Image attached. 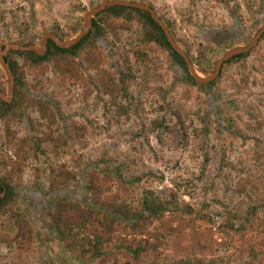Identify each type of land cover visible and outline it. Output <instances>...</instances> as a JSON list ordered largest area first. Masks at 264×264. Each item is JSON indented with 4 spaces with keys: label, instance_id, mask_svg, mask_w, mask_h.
<instances>
[{
    "label": "rangeland",
    "instance_id": "1",
    "mask_svg": "<svg viewBox=\"0 0 264 264\" xmlns=\"http://www.w3.org/2000/svg\"><path fill=\"white\" fill-rule=\"evenodd\" d=\"M102 1L0 0V43L71 39ZM119 1L150 7L201 78L264 24V0ZM118 15L70 60L5 53L24 97L1 106L0 264H264V37L199 89Z\"/></svg>",
    "mask_w": 264,
    "mask_h": 264
},
{
    "label": "trees",
    "instance_id": "2",
    "mask_svg": "<svg viewBox=\"0 0 264 264\" xmlns=\"http://www.w3.org/2000/svg\"><path fill=\"white\" fill-rule=\"evenodd\" d=\"M121 13H125L126 15L127 14L129 15V13H133V15L138 16V18L142 19L148 26H150V28L155 33L156 41L159 42V44L163 47V49H165V51L171 57L173 63H175L178 70L182 74L181 76L185 77L188 82H191V84L197 86L199 89H210L214 85L216 79L214 81L206 84V85H198L195 82H193L192 79L189 77L187 71H186V68H185L183 61L174 52H172L170 50L167 42L165 41L161 31L156 26V24L152 22V20L149 18V16L146 13L139 12L137 10H133V9H129V8L111 7L109 9H106V10L100 12L99 14L95 15L91 20V29L89 30V32L75 46H73L69 49H65V50L58 49L50 41H47L45 51H44V54L42 56H36L35 54H33L31 52H13V54L18 55L20 57L22 56L23 58L31 57L32 61H30V63L32 65H39L41 63L57 64L58 62L64 61L66 59L70 60V59L76 57L77 52L80 51L85 45L89 44L88 40L92 34L93 29L95 32L94 33L95 38L98 37V38L102 39L104 37V33H103L102 28L99 26V22L102 23L106 18L116 17V16H119L118 14H121ZM54 35L56 37H58L56 34H54ZM263 37H264V34L260 37V39H262ZM27 44L29 45L30 42H28ZM246 54H241V55L232 57L231 59H229L227 62H225L223 64L231 62L232 60L238 59L240 57H244ZM4 61L7 63L9 71H10V73L12 75V79H13V87H12V91H11L12 96L15 97L16 102L19 104L24 97V93L22 92L23 84H22V81L20 80V74L16 73L17 69H16V63L15 62L10 61V60L8 61L7 58H4ZM1 106H5L7 109H9V105L0 101V117L2 116ZM37 108H38V111L40 112L41 117L43 116L45 118L47 116L46 107H44L43 104H41V102H37ZM0 184H1L0 185V192L3 193L2 197L0 198V206H1L2 205L1 202H5L11 195H15V194H14V191L11 190L10 187H8L7 183L3 179H0ZM59 190L60 189H58L57 186H54L50 190H48V192L50 193V196H53ZM59 204H60V200L56 199L55 203H52L51 205H49V207L52 205L58 206ZM143 204H144L143 210L146 211V213H149V215L150 214L151 215H158L161 211V209L158 207H152L149 205L145 206L147 204L146 203H143ZM26 206H27V208H26L27 219H29L31 221H35L34 219H30V213H29L30 205L28 203H25V207ZM92 207L86 211L91 212L93 210ZM47 208H48V206H47ZM47 212H49V211H47ZM33 225H35V223H33ZM57 228L58 227H57L56 223H53V224H51V228L49 230L55 231V233H57V232L59 233V230Z\"/></svg>",
    "mask_w": 264,
    "mask_h": 264
},
{
    "label": "water",
    "instance_id": "3",
    "mask_svg": "<svg viewBox=\"0 0 264 264\" xmlns=\"http://www.w3.org/2000/svg\"><path fill=\"white\" fill-rule=\"evenodd\" d=\"M111 7L129 8V9L137 10L139 12L146 13L149 16V18L152 20V22L155 23L156 26L161 31L170 50L174 52L183 61L189 77L192 79L193 82H195L198 85H206L214 81L217 78L223 63L227 62L232 57L248 53L251 49H253L256 46L260 37L264 34V24H263L262 26L259 27V29L256 31L254 36L248 41L245 47H242V48L237 47V48H233L225 52L222 55V57L215 62L212 73L207 77L201 78L197 75V73L193 69V66L190 60L188 59V57L178 48V46L173 41V38L171 37L165 25L158 19V17L154 14V12L152 11L150 7H148L145 4L135 3V2H125V1H119V0L102 1L98 3L95 7L91 8L90 10L84 13L83 15L84 25L82 29L71 39L61 40L51 33H44L41 36L39 40V45L37 47L33 45L20 46V45L1 42L0 43V68L2 69L4 73V77L6 81V94L5 96L0 94V101L5 104H8L10 102L11 91L13 87L12 75L9 71L7 63L4 61L5 53L7 52H31L35 54L36 56H42L44 54L47 41H50L58 49H61V50L69 49L75 46L89 32V30L91 29V20L93 17L99 14L100 12L106 9H109Z\"/></svg>",
    "mask_w": 264,
    "mask_h": 264
},
{
    "label": "flooded vegetation",
    "instance_id": "4",
    "mask_svg": "<svg viewBox=\"0 0 264 264\" xmlns=\"http://www.w3.org/2000/svg\"><path fill=\"white\" fill-rule=\"evenodd\" d=\"M220 72V71H219Z\"/></svg>",
    "mask_w": 264,
    "mask_h": 264
}]
</instances>
